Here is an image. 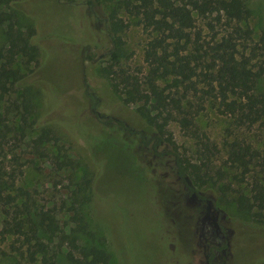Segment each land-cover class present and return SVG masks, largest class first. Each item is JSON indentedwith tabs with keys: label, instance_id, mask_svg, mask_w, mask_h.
Instances as JSON below:
<instances>
[{
	"label": "trees",
	"instance_id": "1",
	"mask_svg": "<svg viewBox=\"0 0 264 264\" xmlns=\"http://www.w3.org/2000/svg\"><path fill=\"white\" fill-rule=\"evenodd\" d=\"M22 1L0 0V24L6 25L5 42L0 48V95L23 89L11 101L9 109L21 114L22 133L28 127L37 130L32 146L40 156L46 157L53 154L49 148L52 141L57 143L60 139L56 129L47 125L71 124L67 120H70V107L76 106L70 94L73 85L62 75L67 68L72 71L75 66L64 64L69 50L63 55V48L56 50L55 46L67 38L78 37L65 19L62 24L43 19L30 32H25L18 13ZM46 1L58 7L54 1ZM105 1L85 0L93 23L112 42L106 53L108 63L101 68L92 63L95 72L97 67L99 75L109 81L125 103L138 105L137 113L149 126L138 132L140 142L154 155L171 158L169 180L184 179L188 175L195 185L204 186L211 177L209 165L205 161L202 166L198 165L181 154L165 126L172 120H179L183 126L193 123L187 116L180 117L183 113L189 114L186 107L192 97L213 98L220 113L232 116L238 126L248 129L256 124L264 126V92L259 90V82L264 77V35L259 39L254 36L250 26L252 10L247 0H120L118 8L137 17V24L148 35L144 49L147 70L142 76L120 68L124 45L121 33L130 22L119 18L116 8L103 14L100 8ZM198 18L203 19V25H199ZM41 53L47 64L55 63L50 69L53 72L39 76L35 70L30 80L16 65L18 56L25 57V63H38ZM87 58L93 60L91 54ZM33 84L39 86L43 95V109L39 113L32 101ZM91 95L96 103L97 96L93 92ZM30 112H35L34 119H30ZM75 114L72 127L82 133L79 108ZM5 128H0V137L6 138L12 130L8 125ZM161 146L171 148L160 152ZM229 147V162L242 167L240 177L236 175L235 179L244 181L254 167H260L254 170L252 180L247 181V190L238 191L234 200L250 216L253 226L264 228V148L245 140H234ZM53 156L56 171L66 172L70 182L60 207L56 202L41 204L35 197L37 188L10 183L0 172L4 234L15 236L11 244L13 253L35 264H57L61 255L71 264H116L106 234L92 223L93 207L100 197L94 172L68 154L58 152ZM154 179L166 198L168 194H178L167 179ZM184 183L187 184L185 180ZM183 200L175 229L182 232L189 246H195L193 238L199 216ZM62 213L68 217L65 224L59 218ZM255 264H264V261Z\"/></svg>",
	"mask_w": 264,
	"mask_h": 264
},
{
	"label": "rangeland",
	"instance_id": "2",
	"mask_svg": "<svg viewBox=\"0 0 264 264\" xmlns=\"http://www.w3.org/2000/svg\"><path fill=\"white\" fill-rule=\"evenodd\" d=\"M51 1L58 7L46 0H23L18 9L20 23L25 32H30L43 19L57 24H62L65 19L64 22L74 28L78 38H67L55 49L63 48V55L69 50L66 53L69 55L68 61L64 64L75 66L72 71L67 68L62 75L73 85L70 94L79 108L83 130L79 133L77 128L72 127L78 108L70 107V120H67L71 124L47 125L56 129L60 139L57 143L53 140L49 146L53 154L40 156L32 146L37 130L28 127L26 133H22L21 114L9 109L11 101L18 98L23 89L19 88L11 95H0V128L6 130L5 125L12 127L6 138L0 137V172L10 183L37 188L35 197L41 204L56 202L60 207L70 182L66 172L56 171L53 155L58 152L60 155L68 154L94 172L95 187L100 197L93 207L92 223L94 227L100 226L106 234L116 264H199L200 261L204 264V255H199L198 259L192 256L198 247L189 246L186 238H182V232L175 229L183 198L187 200L189 194L181 197V181L169 180L171 158L154 155L150 148L143 146L138 132L149 126L137 113L138 105L125 103L109 81L99 75L98 68L108 63L106 53L112 47V42L93 23L85 0ZM119 1L106 0L100 10L103 14H109L116 8L118 17L130 22L121 33L124 45L120 68L142 76L147 70L144 49L148 35L142 25L137 24V17L118 8ZM247 2L252 10L250 26L255 38L259 39L264 35V0ZM67 8H70L69 11ZM5 10L8 11L7 8ZM198 22L199 25L204 24L201 18H198ZM5 28V24H0V48L5 42ZM89 54L93 60L87 58ZM43 56L41 53L38 63L33 61L29 64L25 63V57L18 56L16 65L30 80L35 70L39 76H49L55 63L47 64ZM92 63L98 66L96 72ZM31 86L32 101L39 113L43 109V95L38 85ZM259 90L264 92V77L259 82ZM91 92L97 96L96 103ZM54 101L60 103L57 98ZM190 101L186 107L189 114L183 113L180 117L187 116L193 123L183 126L179 120L169 121L165 126L167 135L172 136L177 150L190 157L193 163L202 166L205 161L209 165L210 179L204 186H196L225 213L224 222L231 243L225 264L261 263L264 261V228L253 226L250 216L241 211L234 200L238 191L247 190V181L252 180L254 170L260 167H254L245 175L244 181H239L235 176L240 177L242 167L233 166L228 156L229 144L234 140L252 141L255 146L264 148V126L256 124L251 129L238 126L232 116L220 113L218 103L213 98L201 100L192 97ZM197 108L199 111L196 113ZM35 117V112H30V119ZM170 148L161 146L159 151ZM156 177L167 179L178 194H168L167 198L163 196L153 182ZM227 185L231 186L228 188ZM198 208L204 212L205 203H199ZM2 210L0 203V264H35L13 253L11 244L15 236L4 234L5 215ZM59 218L61 223L68 222V217L63 213L59 214ZM193 239L196 242L197 234ZM143 253L149 254V257L146 258ZM57 264L71 263L61 255Z\"/></svg>",
	"mask_w": 264,
	"mask_h": 264
},
{
	"label": "flooded vegetation",
	"instance_id": "3",
	"mask_svg": "<svg viewBox=\"0 0 264 264\" xmlns=\"http://www.w3.org/2000/svg\"><path fill=\"white\" fill-rule=\"evenodd\" d=\"M187 176L188 175H185L184 179L179 177V181H181L183 186L182 189L179 190L180 193H182L180 196L185 197L187 194H189L187 200L185 201L189 206L193 207L192 209L194 212L197 211L196 215L199 216L197 221L198 225L194 232L195 235L197 234L195 246L198 248L195 254L192 256L198 259L199 255H204V264H225L227 262L231 246L228 236V228L224 222L225 213L222 209L215 205L214 200L210 196L204 195L189 177L191 180L190 183L187 179ZM184 180L187 184L184 183ZM208 199H212V213L210 214L209 218L203 220V217L207 211ZM202 202L205 203L204 212L198 208L199 203ZM199 247L202 248V251ZM143 256L147 258L149 257V254L143 253ZM199 264H203V261H200Z\"/></svg>",
	"mask_w": 264,
	"mask_h": 264
},
{
	"label": "water",
	"instance_id": "4",
	"mask_svg": "<svg viewBox=\"0 0 264 264\" xmlns=\"http://www.w3.org/2000/svg\"><path fill=\"white\" fill-rule=\"evenodd\" d=\"M187 179L191 183V180H190L189 176H187ZM211 213H212V199H208L207 211H206V214L203 217V220L209 218Z\"/></svg>",
	"mask_w": 264,
	"mask_h": 264
}]
</instances>
